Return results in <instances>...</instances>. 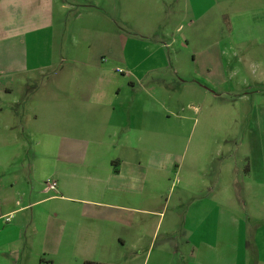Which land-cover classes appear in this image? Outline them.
I'll list each match as a JSON object with an SVG mask.
<instances>
[{"label": "crops", "instance_id": "crops-1", "mask_svg": "<svg viewBox=\"0 0 264 264\" xmlns=\"http://www.w3.org/2000/svg\"><path fill=\"white\" fill-rule=\"evenodd\" d=\"M205 1L211 6L200 9ZM135 3L145 15L167 13L160 32L130 30ZM185 25L190 31L182 34ZM30 37L38 53L32 64ZM183 43L206 80L220 84L231 51L264 47V0H0V264H68L52 258L62 244L52 237V201L67 202L73 253L86 259L119 242L114 264H264V182L250 184L252 167L248 206L236 199L232 177L205 187L194 174L182 190L191 204L171 205L172 195L164 201L171 171L166 105L123 93L127 83L144 87L150 72L179 63L174 51ZM246 59L237 54L236 62ZM51 67L56 72L33 92L35 107L21 119L13 107L17 76ZM126 68L133 70L125 75ZM134 69L148 70L138 76ZM26 147L34 154L25 156ZM246 207L256 214L244 216ZM72 212L81 226L70 223Z\"/></svg>", "mask_w": 264, "mask_h": 264}, {"label": "rangeland", "instance_id": "rangeland-1", "mask_svg": "<svg viewBox=\"0 0 264 264\" xmlns=\"http://www.w3.org/2000/svg\"><path fill=\"white\" fill-rule=\"evenodd\" d=\"M207 2L201 3L200 9L207 10L212 4V2ZM238 5L235 3L233 7L239 10L242 7ZM181 7L183 6L178 5L176 9L180 11ZM223 7L224 5H218V11H221ZM28 9L29 6H27ZM144 9L143 5L135 3L129 12L130 20L134 23L130 30L134 32L142 30L154 36L162 29L164 22L160 25L161 18L167 13L162 15L161 10L157 9L145 15ZM27 10H25L26 18L30 15ZM224 22V24L230 23L229 18H224ZM149 23H152L151 27H147ZM213 25L216 27L215 24ZM169 27L172 30L174 26ZM189 31L190 29L185 25L182 34ZM256 46L253 47V43H250L245 46V52L238 51L237 48L231 51L229 56L231 67L227 69L229 74L220 84L215 85L206 80L201 60L194 59L192 49L186 48L185 44L183 47L179 46L178 51H174V54L179 55L180 62H173L172 67L150 72L144 87L136 85V89L133 90L127 83L128 88L123 93L135 91L141 95L157 96L166 105V109L163 111V124L168 126L169 132L166 137L167 147L164 150L167 157L166 162L171 171L168 174L169 182L164 201L169 195H172L171 205L180 202L185 207L191 204L182 190L189 187L187 179L191 178L193 174L207 182L205 187L214 182L223 184L232 177L235 197L237 200L244 201L245 206L249 205L252 198L248 196L250 185L247 175L249 169L252 167L250 184L264 182V163L257 160L264 158V47L260 46L257 51ZM249 48H254V50L249 53ZM35 50L36 47L30 37L29 61L31 64L38 54ZM40 54L44 55L45 52L41 51ZM237 54L247 58L245 63L236 62ZM56 70L57 68L52 70L51 67L48 70L17 76L13 88L14 97H18L19 103L13 107L22 113L21 119L25 120L27 117H24L23 113H32L35 107V100L32 98L33 92L43 86V79L52 77ZM131 70L133 69L126 68L123 73L128 75ZM147 70L134 69V72L139 76L146 73ZM176 70L180 72V75H176ZM158 78L160 81H157ZM18 79L25 83L19 86ZM44 89L47 91V88ZM60 106L61 102L52 100V110H59ZM127 107L124 108L127 109ZM33 154L30 148L26 147L25 156ZM252 156L255 158L254 164H250ZM177 171L185 176L184 183L178 182L176 179ZM262 188L264 191V186ZM180 198L183 201H177ZM66 204L65 201H52V237L62 242L58 254H53L52 251V258L58 262L64 259L68 264H84L89 260L114 264L110 261L115 257L113 251L121 249L119 242L116 243L118 246L107 248L109 252L106 255L102 254L93 260L81 257L84 256L83 253L79 256L73 253L78 248V242L73 239V233H70L71 229L67 224L68 218L62 212L63 206ZM158 204H160L159 201ZM161 204H165V202ZM57 206L62 208L58 209ZM240 207L242 206L240 205ZM241 213L244 216L250 213L256 214L247 207ZM70 214L73 216L70 223L75 225L80 223L79 226H81V220L75 218V212ZM263 215L259 212L261 218H264ZM259 216L257 215V217ZM59 220L61 221L60 225ZM41 240L40 236L39 243ZM101 260H107L109 263H104ZM49 264L56 263L52 259Z\"/></svg>", "mask_w": 264, "mask_h": 264}, {"label": "trees", "instance_id": "trees-1", "mask_svg": "<svg viewBox=\"0 0 264 264\" xmlns=\"http://www.w3.org/2000/svg\"><path fill=\"white\" fill-rule=\"evenodd\" d=\"M84 264H103L95 261H86Z\"/></svg>", "mask_w": 264, "mask_h": 264}, {"label": "built area", "instance_id": "built-area-1", "mask_svg": "<svg viewBox=\"0 0 264 264\" xmlns=\"http://www.w3.org/2000/svg\"><path fill=\"white\" fill-rule=\"evenodd\" d=\"M52 190H55L56 189V184H52V186L50 187Z\"/></svg>", "mask_w": 264, "mask_h": 264}]
</instances>
